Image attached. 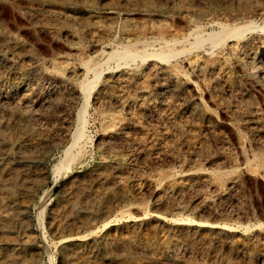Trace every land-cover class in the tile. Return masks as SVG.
I'll use <instances>...</instances> for the list:
<instances>
[{"label": "rangeland", "instance_id": "1", "mask_svg": "<svg viewBox=\"0 0 264 264\" xmlns=\"http://www.w3.org/2000/svg\"><path fill=\"white\" fill-rule=\"evenodd\" d=\"M251 20L105 64L83 161L55 171L91 55ZM263 49L264 0H0V264H264Z\"/></svg>", "mask_w": 264, "mask_h": 264}, {"label": "bare ground", "instance_id": "2", "mask_svg": "<svg viewBox=\"0 0 264 264\" xmlns=\"http://www.w3.org/2000/svg\"><path fill=\"white\" fill-rule=\"evenodd\" d=\"M257 26L258 24L252 20L250 22L243 21L235 24L221 23L219 29H215L211 31H201V30L199 31L198 30L199 28H196V31L194 33V40H191L188 37H185L184 40L180 39V37H176L175 39H171L167 41L169 44L172 45L185 42V46L183 45L184 47L182 46L183 47L182 49L173 48L170 51L169 50L165 51L163 49H154L152 52H149L146 46L140 48L136 44L130 42H124L121 45H114L111 51L109 52L108 51L103 52L104 55L101 58H99L98 54L91 55V57L89 56L90 58L86 62L87 69L85 71L87 72L88 70V72L91 73L93 72V77L86 76L79 82L80 87L84 94L83 98H85L84 99L85 101L83 102L82 106L78 111L76 129L72 134L73 136L72 143L66 148L65 155L61 158V160L58 163H56L55 171L67 175L69 172H72L74 170V168L78 163H81L83 161L82 159L84 158L86 152L85 144L86 142H88L87 139L89 137L87 133V125H88L87 114L89 112V107L91 104L92 92L94 88H96V86L101 82L103 75L105 73L104 71L106 67L105 68L103 67L105 64H108L109 68H114L111 65V61L112 60L114 61V59L116 62H118V66H121L120 64L121 61L123 62L125 61L126 63H128L130 60L133 61L138 58L146 60L147 58L150 57L151 58L154 57L156 59L159 58L160 60L162 59L170 62L171 59L177 57L181 53L183 52L192 53L194 50L206 46L207 43L210 44L209 45V47L211 48L210 52H214L221 45L225 44L229 39H233L234 37L241 38L247 33V31L254 29ZM148 43H149L148 45H150V41ZM260 56L264 59V49L261 50ZM93 60L95 62L91 64L92 62L90 63V61ZM46 208H47V202L42 203L41 212L39 213V217L41 218L40 226L42 228H44L43 220L45 217ZM79 237L81 236H73V238H77V239ZM49 256L51 258L52 264H54L51 252H49Z\"/></svg>", "mask_w": 264, "mask_h": 264}]
</instances>
